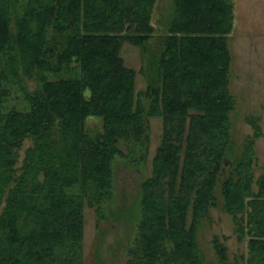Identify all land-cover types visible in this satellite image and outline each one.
I'll return each mask as SVG.
<instances>
[{
    "label": "trees",
    "instance_id": "1",
    "mask_svg": "<svg viewBox=\"0 0 264 264\" xmlns=\"http://www.w3.org/2000/svg\"><path fill=\"white\" fill-rule=\"evenodd\" d=\"M155 3L0 0V264H83L84 208L96 226L118 216L113 162L146 160L150 117L161 131L126 264H207L197 233L214 206L247 241L239 263L215 236L218 264H264L260 124L251 117L238 147L232 133L235 0H171L163 24ZM125 41L141 49L138 69Z\"/></svg>",
    "mask_w": 264,
    "mask_h": 264
},
{
    "label": "rangeland",
    "instance_id": "2",
    "mask_svg": "<svg viewBox=\"0 0 264 264\" xmlns=\"http://www.w3.org/2000/svg\"><path fill=\"white\" fill-rule=\"evenodd\" d=\"M171 11V0H156L153 15L161 24ZM236 25L230 38L232 51L231 89L237 104L232 113V133L236 146L253 137L251 117H256L261 132L255 136L254 163L256 176L264 170V0H235ZM160 25V30H162ZM120 54L126 65L138 69L143 63L139 46L123 42ZM135 88L143 89L146 77L136 74ZM30 85L33 82L30 81ZM16 103L10 97L8 105ZM87 124L95 131L100 129L99 118H89ZM161 121L158 117L149 119V147L144 162L130 164L116 157L113 162L112 208L119 210L118 216L101 220L95 225L93 209L84 208L85 226L83 236V264H126V248L134 234L135 220L139 212L138 182L150 171V157L158 143ZM31 143L23 140L19 149L20 157L24 148ZM133 210L134 216L131 215ZM218 237L227 246L228 261L243 262L240 254L247 249L246 239H239L231 215L220 206L210 208L209 218L200 226L197 238L207 264L220 263L213 238Z\"/></svg>",
    "mask_w": 264,
    "mask_h": 264
}]
</instances>
